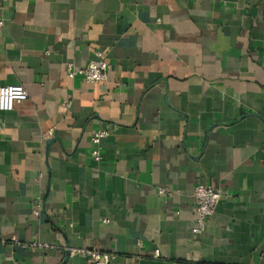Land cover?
Here are the masks:
<instances>
[{
	"label": "crops",
	"instance_id": "crops-1",
	"mask_svg": "<svg viewBox=\"0 0 264 264\" xmlns=\"http://www.w3.org/2000/svg\"><path fill=\"white\" fill-rule=\"evenodd\" d=\"M0 18V87L28 93L0 111V264H264V0H0ZM95 51L107 83L66 77ZM197 185L221 193L201 234Z\"/></svg>",
	"mask_w": 264,
	"mask_h": 264
},
{
	"label": "built area",
	"instance_id": "built-area-1",
	"mask_svg": "<svg viewBox=\"0 0 264 264\" xmlns=\"http://www.w3.org/2000/svg\"><path fill=\"white\" fill-rule=\"evenodd\" d=\"M3 26V19L0 18V28ZM109 65L106 55L102 51H95L94 58L82 68H74L68 64L65 70L66 77L70 80L79 76L87 84H105L108 81ZM28 99V93L22 85H9L0 87V111H12L15 105ZM107 130H99L91 138L92 151L91 157L95 161L100 160V151L102 142L108 137ZM159 194L169 193L166 189H159ZM221 193L218 190L205 185H197L192 194V200L195 207V220L193 232L201 234L207 224L208 218L213 214L214 209L220 201ZM38 215V210L34 211ZM31 247H43L40 244H32ZM71 256H78L86 259L90 264H110L114 260L113 254H104L98 251L79 249L71 250Z\"/></svg>",
	"mask_w": 264,
	"mask_h": 264
}]
</instances>
